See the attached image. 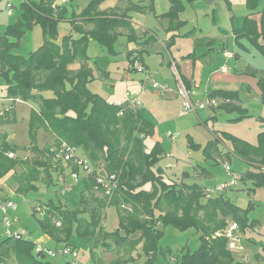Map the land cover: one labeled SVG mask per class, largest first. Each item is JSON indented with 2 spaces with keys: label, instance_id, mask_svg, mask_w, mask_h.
Listing matches in <instances>:
<instances>
[{
  "label": "trees",
  "instance_id": "obj_1",
  "mask_svg": "<svg viewBox=\"0 0 264 264\" xmlns=\"http://www.w3.org/2000/svg\"><path fill=\"white\" fill-rule=\"evenodd\" d=\"M258 1L245 0L246 7L254 10ZM52 2L23 1V20L8 24L3 30L0 28V96L12 102L22 100L35 104L37 108L31 110L27 121L29 138L36 139L40 129L53 138V143L44 148L30 147L33 156L23 158L15 155L16 148L6 134H0V176L20 166L14 176L16 194L35 189L39 181L56 185L51 173L57 175L68 165L57 155L55 147L65 141L80 148L90 162L100 166L101 175H113V184L106 193L92 176L82 177L80 206L75 210L52 199L37 200L33 211L42 210L41 224L45 234L60 238L75 224L81 232L93 235L94 245L110 240L122 254L141 245L147 261L152 263L156 254L167 252L166 247L159 246V239L163 234L161 226L171 225L182 231L194 229L199 240L197 248L182 250L179 259L174 256L175 259L170 260L172 264H245L235 259L227 247L226 238L214 234L231 221L236 222L242 232L251 227L253 221L248 219L247 208L232 203L223 193L209 195L206 187L197 183L179 178L164 181L158 166L160 158L165 155L164 147L159 140L150 147L145 143V138L153 135V122L139 108L129 107L126 101L110 102L88 85L93 79L86 63L89 37L111 49L118 28L129 26L126 16L91 11L85 14V20L93 24L90 30L83 31L79 25H74L80 36L65 35L57 42V22L65 18V9H54ZM184 5V0H170V6L163 14L174 20ZM260 13L261 26L264 27V7ZM35 24L41 27L44 42L27 58L13 52L23 34ZM242 25L236 35L248 36L255 41L259 35L256 20L247 16ZM258 46L264 53V45ZM77 58L83 61L77 69H71L69 65ZM136 60L146 67L139 55L131 60L132 67ZM258 84L264 105V77L259 78ZM48 92L50 95H45ZM222 96L223 103L229 102L230 109L241 112L233 119L245 116V109L232 103L237 99V93L224 91ZM11 109L8 107L5 112H0V121L5 120L3 114ZM224 137L231 142L234 154L247 162L264 165V130L258 133L256 145L231 134H224ZM212 145V142L208 143L204 151L208 152ZM10 152L14 157L8 156ZM72 169L77 171L75 166ZM240 175L241 181L250 177L255 185L264 183L262 170H250ZM96 191L100 195H96ZM109 206L117 209L119 227L115 232L106 231L101 225L102 211ZM56 221L60 225L57 226ZM2 245L6 247L0 253V260L8 257L14 264H49L44 259V251H37L29 239L5 237L0 242V247ZM129 257V260L121 261L117 256L107 264H130L135 257ZM96 260L98 264H104L101 259ZM64 264L76 263L65 259Z\"/></svg>",
  "mask_w": 264,
  "mask_h": 264
},
{
  "label": "rangeland",
  "instance_id": "obj_2",
  "mask_svg": "<svg viewBox=\"0 0 264 264\" xmlns=\"http://www.w3.org/2000/svg\"><path fill=\"white\" fill-rule=\"evenodd\" d=\"M22 0H0V28L3 30L8 23H15L20 13V2ZM38 1V0H37ZM90 0H71L65 3L67 6L68 15L79 12ZM138 2L140 0H131ZM74 2V3H73ZM121 2V1H120ZM118 0H98V8H106L115 6L120 3ZM185 2V9L180 13L182 19H186L180 31L184 32L192 27H196L194 35L198 31L210 35L224 34V30L232 32L233 27L240 26L244 17L248 14L244 0H193ZM141 4H153L155 11L160 13L166 10L169 6V0H144L138 2ZM8 4L12 5L10 14ZM264 6V0H259L257 9ZM135 20L145 26L162 34L161 24L156 20L153 13H137L132 12ZM200 28V29H199ZM70 31V25L67 21L59 22V33L56 40H60L61 36ZM224 38L226 42V53L230 56L238 54L242 59L238 61L237 67L244 68L246 63H251L255 67L264 69V55H262L254 44L243 40L249 45L250 51L240 46L235 42L231 34H226ZM44 42L42 29L38 24H35L32 29L27 30L21 37L19 44L13 49V52L28 57L32 50L36 49ZM192 37L173 36L171 46L181 47L183 53L189 52L194 44ZM160 45L159 41L150 44V56L146 55L147 63L153 70L156 71L157 80L163 82V76L171 74L173 70L167 63L163 66L159 62L160 53L154 51V46ZM202 50V48H199ZM116 50V51H115ZM204 50V49H203ZM127 46L124 37L116 40L110 48L101 45L96 39L91 38L88 43V55L91 57L90 65L94 79L88 83L89 87L95 92L105 96L109 101L123 103L127 100L126 92H129L130 97H136L141 102L140 108L147 106L144 100L139 95L142 85L146 90L154 88L148 78V75L155 77L148 69L142 71L137 69L130 70V62L126 55ZM198 53V51H197ZM233 61L236 64V58L228 61L229 66H233ZM149 71V72H148ZM150 85V86H149ZM240 86V85H239ZM175 86H171L174 88ZM238 97L243 101L244 107L247 109V115L241 119H232L235 115L241 112L232 109H223L216 113V118L209 120V126L214 125L215 128L225 130L240 138H244L250 142H256L257 132L264 129V105L256 96L255 92L248 90L246 87H239ZM157 89V88H154ZM158 90V89H157ZM145 91V90H142ZM168 91V90H167ZM45 95H50L48 92ZM193 95V94H192ZM180 99V107H176L172 102L156 99L154 106L150 111H144L147 118L154 123L153 135L145 138L147 147H150L155 140L162 142L163 147L169 155H164L160 158L158 166L161 167L163 180L185 179L190 183H199L209 188H214L217 183H220L227 178V174L223 169V163L213 164L204 161L203 154L200 150L187 145L186 134H192L195 141L206 142V138L199 131H195L194 127L188 129L192 124L189 120L192 111H182ZM206 100V99H204ZM37 104V103H36ZM7 104H0L1 106ZM28 114L32 109H36L35 104L23 103ZM209 107V106H206ZM205 107V108H206ZM3 111V110H2ZM0 111V112H2ZM27 111L21 110L17 113L14 108L3 114L5 120L0 121V134L5 133L10 143L16 148L15 155L23 158L26 156L32 157L33 152L30 147L34 148L37 145L39 148H44L45 145L53 143V138L46 134L43 130L37 132L36 139L29 138L27 133ZM5 112V111H4ZM147 112V113H146ZM177 116V117H176ZM179 116V117H178ZM80 150V148H79ZM196 162H200L209 170L212 175H198V171H194L193 167ZM236 172H242L246 169V163L239 157L231 154L227 161ZM17 166V170H20ZM188 171V173H184ZM82 172L78 180L67 176L66 181L71 186L65 194L59 192V184H47L39 181L36 183L35 189H30L25 193L19 194L13 192L12 198L17 202L14 209H8L7 214L11 217V228L25 231V235L35 245H41L44 248V259L49 264H64V257L60 253H52V250H59L66 244L74 246L77 251L75 258L76 264H98L97 258L101 259L104 264L112 263L117 256L121 261L128 259L133 255L135 259L130 261V264H172L170 258H180L181 251H193L198 247V235L194 229L178 230L177 228L166 225L161 226L163 234L159 239V246L166 247L167 252L156 254L152 263L147 261V256L144 255L141 245L135 250H130L125 254L114 247L110 240L93 244L94 237L89 232H81L75 224L69 231L62 233L60 238L50 236L47 243L44 242L45 233L42 228L41 221L44 218L41 209L33 211V205L39 199H52L55 202H61L68 209H77L80 206V190L82 189L83 180ZM53 181L56 180V173H51ZM254 188L250 182H239L237 186L227 188L224 192L238 206L247 208L249 220L258 219L259 224L253 229L245 231L241 234V251H235L237 259L247 258L246 264H264V186ZM96 195L100 192L96 191ZM101 225L106 231H116L119 227L118 214L116 207L109 206L104 210ZM102 211V213H103ZM103 215V214H102ZM86 217V216H84ZM4 237L0 224V239ZM251 238V239H250ZM123 255V256H122ZM9 262V261H8ZM4 263L0 260V264Z\"/></svg>",
  "mask_w": 264,
  "mask_h": 264
},
{
  "label": "crops",
  "instance_id": "obj_3",
  "mask_svg": "<svg viewBox=\"0 0 264 264\" xmlns=\"http://www.w3.org/2000/svg\"><path fill=\"white\" fill-rule=\"evenodd\" d=\"M23 1H26V0H22L20 2V6H19L20 13H19V16L16 22L19 20H23L22 18L23 9L21 8V3ZM31 1L40 2L41 0H38V1L31 0ZM118 1L119 2L121 1L120 3H118V5L108 6L106 8H98V3H97L98 0H90L86 4V6L82 8L79 12H75V10L73 9L74 12L70 16L68 15V12H67V6L65 4L59 5L58 8L65 9L64 10L65 18L60 19L57 22L58 33H59V22L60 21L69 22L70 31L68 33L63 34L60 40H56V41L60 42L62 37L65 35L71 34L73 37L80 36L79 32H77L73 28L74 25H79L83 31L90 30L93 24L85 20L87 18L85 14L91 11L109 13L111 15H114V14L115 15L116 14L125 15L126 16L125 19L127 20V23H129V26L118 28L117 31L119 33H117L116 38L112 42L110 50H112V45L116 40H119V38L124 37V39L126 40V46H127L126 55L130 62V70L134 69L131 65V60L133 59L134 56L139 55L141 59L143 60V63L146 66L145 69H148L155 76V78H157L156 71L150 68V66L147 63L146 55L150 56V48H149L150 44L159 41L160 45L154 46V51L156 53L161 54L160 57L158 58L159 62L160 64H162V66L164 62L167 63V65L170 66L171 69L173 70L171 74L163 76V81L167 82L170 86H176L177 84H179V82L182 81L192 91L193 98L197 100L207 99L209 98L208 96L210 95L216 96L213 98L217 99L219 103L218 106L215 105L211 107L197 109L194 113H190L189 115H187L189 116V120L192 123L189 125L188 129L194 127L195 125L194 127L195 131H199L201 135L206 138V142L201 143V141L199 140L195 141L194 140L195 138L192 134L187 133L186 134L187 145L200 150L203 154L204 161L205 162L209 161V163L211 162L214 165L221 163V162L228 161L231 154L237 156L236 154L232 152V144L227 138L224 137V134H231L240 140L246 141L247 143L251 145H256L257 139H256V142H250L244 138H240L225 130L215 128L214 125L209 126L208 123H209V120L216 118L217 112H220L223 109H227V110L230 109L229 102L223 103L225 99L223 98L222 93L224 91L237 93V99L232 100V103L238 106L239 108L245 109V111H247V109L244 107L243 101H241V99L238 97V94L240 91L239 87H246L248 90L255 92L256 96L261 101V98H260L261 88L258 84V80L259 78L264 77V69L255 67L251 63H247V62H245L246 66L244 68H238L237 63L242 58L238 54H235L232 56L225 55L226 42L224 38L227 36L226 34H231L234 37L236 43H238L240 46L250 51L249 45L243 42V40L245 41V39L246 40L249 39L247 41L253 43L254 44L253 46H255L257 50L262 55H264V53L261 52L258 46V44L264 45V27L261 26V22H260L261 21L260 12L264 6L261 9H257L256 7L254 10H249L246 7L248 10V14L245 17L249 16L251 18H254L258 25L259 35L255 38V41H254L248 36H244V35L237 36L236 35L238 34L236 33V30L243 26L242 25L243 22L240 26L233 27L232 32L230 33L227 30L223 29L222 31H224V34L221 33L218 36L203 33L201 32L200 28H199L200 30L197 32L198 34L194 35V30L196 29V27H192L184 32H181L180 27L183 26V23L186 22V19H182L180 17V13L185 9V5H184L183 10H181L178 16L173 20L163 14L168 10L170 6V0H169L168 8L160 13H157L155 11L153 4L148 5V4L138 3V2H143L144 0H140L138 2H134L131 0H118ZM244 3H245V0H244ZM10 8H8L9 14H10ZM132 12H137L141 14L145 12L153 13L156 20L161 24L160 26H161V29L163 30L162 34H158V32H156L155 30L146 28L142 24L138 23L137 19L135 20L134 16L132 15ZM8 24H12V23H8ZM176 35L192 37L195 42L194 43L195 45H193L192 49H190L189 52L187 53H183V51L181 50V47L179 46H176L175 48H173V46H171L170 43L172 41L173 36H176ZM91 38L93 37H89L87 41V45H86V53H87L86 63L90 67L92 75H93L92 66L90 65L91 57L88 55V43ZM199 48H202V50ZM234 58H236V64H235V61H233V66L231 67L228 65V61ZM82 61H83L82 59L77 58L74 61V63L69 65V67L71 69H77L80 66ZM93 79H94V75H93ZM174 88L168 91L167 90L160 91V90L151 88V86L149 89L145 91H142V88H141L139 95L142 97V99L144 100V104L147 106L145 107L143 106L142 108L140 107H137V108H139V110H141V112L145 115V117H147V114H145L144 111H146V109L150 111L152 107L154 106V102L156 101V99L161 98L162 100L172 102L174 106L176 107V110H178L180 107V99L177 96V93L175 92ZM23 103H27V102H24L22 100H17V101L12 102L10 99L3 98L2 96H0V104H7V105L1 106L2 108H0V111L2 110L4 111V109L8 107H12V109L14 108V110L17 113L21 112V110L27 111ZM27 104H30V103H27ZM27 115H29L28 111H27ZM236 116L238 115H235L234 117H232V119L235 118ZM246 116H251V115L245 114L244 117ZM27 121H28V118H27ZM150 121L152 122V120ZM262 130L264 129L259 130L257 132V135ZM211 142L213 143V145L211 146V149L208 152H205L204 149L206 145ZM80 153H82V151H80ZM165 154L169 155L170 153H167L165 151ZM239 158L243 160L244 163H246V169L238 173L244 174L246 171H250V170L251 171L253 170L254 172L259 171V170L264 171V165H259L257 162H251V161L247 162L245 159L241 157ZM193 169L194 171H198L197 172L198 175H208V176L212 175V173L209 170H207V168L204 165H202L200 162H196ZM17 172L19 171H17V167H16L14 170H11L7 172L6 174L0 176V198L1 199L3 200L9 199V198L13 199L12 195H13V192L15 194V186H16L14 176ZM184 173H188V171H184ZM247 181L250 182L252 186L254 187L252 188V190H254L256 187L264 186V183L260 185H255L253 182V179H251L250 177H246L242 182L245 183ZM218 184L219 183H217V185ZM201 186L207 188V186H204V185H201ZM223 194L232 203H234L229 196L225 195V192ZM102 214L104 216V211ZM252 221H253L252 226L247 227L243 232L241 231V233L245 234V231L253 230L259 224L258 219H252L251 222ZM4 238L5 237H3L2 239ZM45 238L46 239H44V242L47 243L46 240H48L50 236L48 234H45ZM2 239H0V242ZM5 247H6L5 245H2L0 247V253L1 251L4 250ZM231 252L233 256L235 257V259H237L235 251L231 250ZM8 261L11 262V260L8 259V257L6 259H3L4 263H9ZM10 264H14V263L11 262Z\"/></svg>",
  "mask_w": 264,
  "mask_h": 264
},
{
  "label": "built area",
  "instance_id": "obj_4",
  "mask_svg": "<svg viewBox=\"0 0 264 264\" xmlns=\"http://www.w3.org/2000/svg\"><path fill=\"white\" fill-rule=\"evenodd\" d=\"M71 0H53L52 7L57 9V7L61 4H65L66 2ZM12 5L8 4V8ZM226 56H230L229 53H225ZM133 68L142 71L145 69L140 61L136 60L133 63ZM149 81L154 88H157L160 91H166L173 89L171 86L163 81L159 82L155 77H151L148 75ZM142 90H146V87L142 85ZM177 95H179L182 99L181 110L182 111H192L195 112L197 109L205 108L206 106H215L218 104L216 98L209 97L206 100H197L193 98L192 91L181 81L174 88ZM128 96L126 102L129 107H139L140 101L136 97H130L129 92H126ZM57 155L61 158V160L68 165V168L57 173L56 182L59 184V192L65 194L67 190L71 189V186L67 183L66 178L70 176L74 180H78L80 173L82 172V177L84 176H92L96 183L102 187H104L105 192L109 193L112 187V181L114 179L113 175L105 176L101 175L100 171L102 170L100 166L93 164L90 160L80 153V150L77 146L70 145L65 141H61L56 147ZM9 157H14V153H8ZM77 167V171H74L72 167ZM223 169L227 174L226 181L219 183L214 188H206L205 191L209 195H219L224 193L227 188L237 186L239 182H241V175L232 170L228 162L223 163ZM17 202L11 198L3 200L0 198V224L2 228V233L4 237H9L11 239L16 238H24L28 239L25 235V231L17 230L11 228V217L8 216V209H14L16 207ZM55 224L60 225L59 221H56ZM241 230L238 224L234 221L228 222L227 225L220 231H217L215 236H223L227 240V247L232 251H241ZM35 249L37 251H44V248L41 245H35ZM54 253H60L64 259L68 261H72L75 263V258L77 256V251L70 246H64L57 250L51 251ZM175 258L171 256L170 260H174ZM241 261L245 262L247 258L244 256Z\"/></svg>",
  "mask_w": 264,
  "mask_h": 264
}]
</instances>
